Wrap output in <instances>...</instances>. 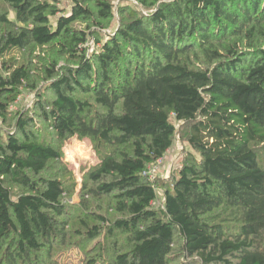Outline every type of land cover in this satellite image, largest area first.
Wrapping results in <instances>:
<instances>
[{"label":"trees","instance_id":"16d2710c","mask_svg":"<svg viewBox=\"0 0 264 264\" xmlns=\"http://www.w3.org/2000/svg\"><path fill=\"white\" fill-rule=\"evenodd\" d=\"M84 1L0 0V264H54L63 246L84 264H264V0ZM53 43L66 63L34 62ZM23 91L35 100L13 113ZM74 137L99 156L77 206L47 173ZM176 140L178 173L152 181ZM103 199L115 217L91 210Z\"/></svg>","mask_w":264,"mask_h":264},{"label":"rangeland","instance_id":"374dc122","mask_svg":"<svg viewBox=\"0 0 264 264\" xmlns=\"http://www.w3.org/2000/svg\"><path fill=\"white\" fill-rule=\"evenodd\" d=\"M54 2L57 1V4L59 7H61L64 11L69 12L71 11V0H53ZM85 2L84 0H82ZM123 0H116V5L119 4V2H122ZM131 2H135V0H130ZM89 7H92L93 0H86ZM86 5V4H85ZM10 11V7L6 6L5 4L2 5V10ZM11 16L12 11H10ZM76 27L86 30V25L82 23H76ZM120 26V16L118 9L115 8L114 11V20L110 21V23L105 28H98L95 25H91L89 28L91 30V34L89 35L88 42L85 45V49L87 54L92 56L94 53L97 52L98 48L101 47V43H98V39L104 41L106 38L105 36H102L107 34H115ZM87 29V31L89 30ZM59 45L56 43H53L47 47H37L35 48L34 57H38L41 55L40 60L35 59L34 62H41L44 61L45 63L50 64L51 62H59L60 65H64L66 62L64 59L66 58L65 55L59 53ZM26 51H15L12 52V56H16L19 60V64L23 65L26 64L27 56H23ZM8 59V58H6ZM4 60V59H3ZM36 92H30V91H23V93L19 96L18 100L16 101V105L10 107V110L15 113L19 112L20 109L24 108H30L33 101L36 97ZM51 97V96H50ZM12 115V114H10ZM14 115V114H13ZM11 116H9L10 118ZM8 118V119H9ZM13 119H9V122L11 123ZM1 121V120H0ZM178 127V126H177ZM48 140H52L51 137L48 138ZM186 145L184 143L180 142L179 140H176L173 148L166 154V156L156 164L152 165L151 172L153 174L152 181H168L174 175L178 173V170L181 167V164L185 158V152L184 149ZM260 161L261 164L264 165V148L260 151ZM63 160L61 163L52 164L51 168H49L48 172L53 177H61L60 179H64V185L66 189L69 187V189L73 186V190L69 191V195H67L66 201L73 205L77 206L81 203L83 198H87L88 196L84 192V184L85 181V175L88 172V170L99 163V156L97 154V150L95 148L94 142L89 139H80L77 137H74L70 140H68L63 148ZM69 172H71V175L69 177ZM91 187V186H88ZM160 191V190H159ZM159 200L161 201V196L158 194ZM91 210L94 209L95 211H98L99 213L105 215L106 217H115V212L110 207V203L103 199L100 201L101 210L97 209L95 201L90 202ZM159 206V204H157ZM110 206V207H109ZM83 211H71L68 210L67 214L64 217V221L69 223L70 229H77L80 227V218L82 217L81 213ZM84 214V213H83ZM94 221V220H92ZM88 221L90 225H93L94 222ZM118 243L122 247L125 246V239L122 237L118 238ZM95 243L91 244L90 248L93 247ZM67 247H59L56 249V252L53 253V257L55 255V262L54 264H84V260H87L86 255L80 250H72V249H66ZM61 256V257H60ZM178 264H196L194 260L188 261L181 260V258H178V261L176 262Z\"/></svg>","mask_w":264,"mask_h":264},{"label":"built area","instance_id":"2783aa9c","mask_svg":"<svg viewBox=\"0 0 264 264\" xmlns=\"http://www.w3.org/2000/svg\"><path fill=\"white\" fill-rule=\"evenodd\" d=\"M160 161H161V160H159V161H157V162H160ZM157 162H156V163H157ZM156 163H155V164H156ZM152 165H154V164H152ZM152 165H150L149 168H148V170H146V171L144 172V174H147V176L150 177L151 180L153 179V178H152L153 174H152V172H151V167H153Z\"/></svg>","mask_w":264,"mask_h":264}]
</instances>
